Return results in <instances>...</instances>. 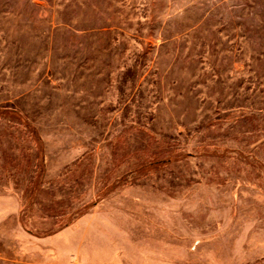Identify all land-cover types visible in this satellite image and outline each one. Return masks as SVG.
Returning <instances> with one entry per match:
<instances>
[{
  "label": "rangeland",
  "instance_id": "rangeland-1",
  "mask_svg": "<svg viewBox=\"0 0 264 264\" xmlns=\"http://www.w3.org/2000/svg\"><path fill=\"white\" fill-rule=\"evenodd\" d=\"M0 264H264V0H0Z\"/></svg>",
  "mask_w": 264,
  "mask_h": 264
}]
</instances>
